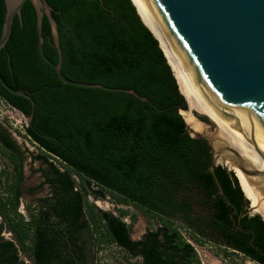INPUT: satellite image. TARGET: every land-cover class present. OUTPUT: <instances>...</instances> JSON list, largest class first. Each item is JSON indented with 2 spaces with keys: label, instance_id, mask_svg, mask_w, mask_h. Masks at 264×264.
Wrapping results in <instances>:
<instances>
[{
  "label": "trees",
  "instance_id": "16d2710c",
  "mask_svg": "<svg viewBox=\"0 0 264 264\" xmlns=\"http://www.w3.org/2000/svg\"><path fill=\"white\" fill-rule=\"evenodd\" d=\"M46 2L56 12L64 77L133 90L145 100L62 83L40 55L34 7L24 4L0 50V76L13 90L28 92L33 104L1 84L0 98L32 116L23 137L38 150L33 159L47 166L42 185L48 184L51 196L38 209L27 206V218L19 213L24 152L2 128L0 156L11 171L0 170V263L49 264L67 250L61 235L76 245L85 233L95 254L114 245L126 264H201L191 241L218 244L225 254L264 264V221L251 215L235 174L217 165L220 193L211 150L187 130L179 111L188 105L139 9L140 17L131 0ZM4 17L0 0V36ZM42 34L44 54L56 64L47 18ZM89 197L136 208L147 217L145 234L132 240L135 215L127 224V211L115 216Z\"/></svg>",
  "mask_w": 264,
  "mask_h": 264
},
{
  "label": "water",
  "instance_id": "95a60500",
  "mask_svg": "<svg viewBox=\"0 0 264 264\" xmlns=\"http://www.w3.org/2000/svg\"><path fill=\"white\" fill-rule=\"evenodd\" d=\"M3 1L5 17L0 36V50L5 47L9 39L14 18L21 19V9L27 1H30L36 13L40 55L54 69L62 83L76 87L127 93L141 101L145 100L133 90L75 82L64 77L61 72L62 52L59 31L53 16L56 12L46 0ZM99 1L102 3V0ZM139 1L173 47L208 104L239 136L251 145L264 150V0ZM132 4L134 5L133 2ZM134 7L136 8L135 5ZM137 14L139 15L138 11ZM45 18L50 24L54 46L58 51L56 64L52 63L43 51L42 27ZM140 19L146 26L141 17ZM146 27L158 41L154 33L148 26ZM159 48L161 49L160 45ZM0 84L10 94L32 102L28 92L13 90L1 76ZM186 111H179L184 122ZM190 114L204 127V132L192 134L185 122L187 130L192 137L206 141L209 146L212 153L210 169L219 189L220 185L215 177L214 168L221 165L228 172L232 171L225 164L226 161L239 170L252 185L257 186L258 183H253V179L264 178V171L252 167L236 149L221 140L220 133L210 118L195 110ZM31 120L32 116L28 118V126ZM216 139H218L219 146H215L217 145ZM220 193L223 194L221 189ZM245 199L248 200L246 197ZM249 211L254 212L255 208L249 205ZM254 214H258L264 221L260 213L255 212ZM131 239L135 240L132 237Z\"/></svg>",
  "mask_w": 264,
  "mask_h": 264
},
{
  "label": "bare ground",
  "instance_id": "6f19581e",
  "mask_svg": "<svg viewBox=\"0 0 264 264\" xmlns=\"http://www.w3.org/2000/svg\"><path fill=\"white\" fill-rule=\"evenodd\" d=\"M132 2L136 6L137 11L139 9L143 18L153 30L152 31L150 27L145 23L144 19L138 11L143 22L146 24V26H148V28L158 39L159 45L168 60V63L173 71V75L177 81L179 91L185 98L188 105V109L184 114L185 122L191 129V131L194 133L204 132V127L196 122L190 114L195 110L201 114L206 115L212 122H214L220 133L219 138L221 140L227 142L230 146L236 149L252 167H255L260 171H264V150L248 143L241 136H239L224 120H222V118L203 98L198 88L192 81L183 63L181 62L180 58L178 57L177 53L157 28V26L154 24L152 19L149 17L140 1L132 0ZM215 143L217 144L215 146L220 145L218 144V139H216ZM225 164L234 172V174L238 178L240 187L245 194V197L249 200L251 207L255 208L254 212L260 213L264 219V178H254L253 183H258V185H252L239 170L231 166L227 161L225 162Z\"/></svg>",
  "mask_w": 264,
  "mask_h": 264
},
{
  "label": "rangeland",
  "instance_id": "374dc122",
  "mask_svg": "<svg viewBox=\"0 0 264 264\" xmlns=\"http://www.w3.org/2000/svg\"><path fill=\"white\" fill-rule=\"evenodd\" d=\"M15 112H12V115L16 117ZM1 121V120H0ZM4 123V120L2 121ZM192 134H195L191 131ZM20 142L26 143L31 152L34 154L38 153L37 148L30 144L29 142H24L21 138L19 139ZM57 164V163H56ZM58 165V164H57ZM45 165L40 164L37 161L34 160H26L25 163V174L23 177V180L25 182L24 184V190L25 192H28V194H24L23 196V206L30 202L32 199H36L38 197H41L42 195H45V192H42L40 194H37L38 192H29L32 188H37L41 184V178L39 177L40 174L38 173V170L44 169ZM7 170L11 171V165L9 166L7 164V161L0 156V170ZM41 192V190L39 191ZM89 202L94 204L97 208L111 212L115 214L116 216H119V210H125L127 211V215L123 217V221L127 224L131 223L130 216L132 214L135 215L136 219L131 224V231L130 235L134 239L141 238L146 229L149 227V223L147 220V217L144 216L140 211H138L136 208L132 206H123V205H115L110 197H107L104 201H97L93 200L92 197H89ZM23 214L27 217L26 208L23 207ZM251 215H253L255 212H250ZM202 214H205V211H202ZM6 239H11V234L8 232L3 233ZM183 235L187 238V235L183 232ZM193 246L195 247V250L198 254V257L201 261V264H253L251 261H249L247 258L243 257L242 255L235 253L233 251H227V254L224 253V246H219L218 244H212L209 242H205L202 245L195 244L191 241ZM105 258L110 264H126L127 262L124 260V253L120 249L116 248L114 245L107 246L103 250H99L96 253V264H99V261H101L102 258ZM26 260L25 258H23ZM134 262V260H132Z\"/></svg>",
  "mask_w": 264,
  "mask_h": 264
},
{
  "label": "flooded vegetation",
  "instance_id": "af4514ba",
  "mask_svg": "<svg viewBox=\"0 0 264 264\" xmlns=\"http://www.w3.org/2000/svg\"><path fill=\"white\" fill-rule=\"evenodd\" d=\"M2 128L7 129V131L9 133H11L9 127L6 126L4 123L0 122V132H1ZM11 135H12L13 140L16 142V144L24 152V159H23L22 173H21L22 174V182L20 184V191H21L20 200H23L22 198H23L25 193L29 195L28 192L23 191L24 188H25L24 187L25 182L23 180V177H24V174H25V163H26V160L30 159V160L37 161L40 164H43V165H45V164L41 160L33 159L34 156L37 153L34 154L33 152H31V150L29 149V147L27 146L26 143H22V142L19 141V139L21 138L24 142L27 141L30 144H32L28 139H26L23 136H19V135L13 136L12 133H11ZM46 169H47V166L45 165L44 169L38 170V173L40 174L39 177L41 178L42 182L45 181V177H46V174L48 172V171H46ZM42 182L37 188H32L31 190H29V192L30 193L31 192L34 193V192L37 191L38 192L37 194L45 192V195H42L41 197H38L36 199H32L30 202H28L26 204V206H29L32 209H36V208L38 209V207L41 206V204H42L41 200L46 199V198H50L51 189L48 186V184H43L42 185ZM40 190H41V192H39ZM113 215H115V214H113ZM51 219H54V218H51ZM3 233H2L3 238L5 240H7ZM80 236H81V234H80ZM61 238H62L63 242H67L68 243L67 250L66 251L63 250V252L61 254L62 257H60L59 259L51 260V262L49 264H91L90 256H91V253H94L95 248L92 246V243H91V240H90L88 234L83 233V235L79 238V240H78L76 245H74L71 241H69L68 238L66 236H64V235L63 236L61 235ZM59 242L62 243V241H60V240H59ZM57 251H59V250L57 248H55L54 252H57ZM94 255H96V254L94 253ZM83 259L87 260V261L84 262Z\"/></svg>",
  "mask_w": 264,
  "mask_h": 264
},
{
  "label": "built area",
  "instance_id": "2783aa9c",
  "mask_svg": "<svg viewBox=\"0 0 264 264\" xmlns=\"http://www.w3.org/2000/svg\"><path fill=\"white\" fill-rule=\"evenodd\" d=\"M15 112L16 117L12 115ZM0 122L4 120V124L9 127L13 136H25V130L28 127V118L18 110L6 104L0 98ZM3 123V122H2ZM99 264H110L104 257L99 261Z\"/></svg>",
  "mask_w": 264,
  "mask_h": 264
},
{
  "label": "crops",
  "instance_id": "0c3cea01",
  "mask_svg": "<svg viewBox=\"0 0 264 264\" xmlns=\"http://www.w3.org/2000/svg\"><path fill=\"white\" fill-rule=\"evenodd\" d=\"M10 134H11V133H10ZM11 136H12V135H11ZM23 207L26 208L27 206H25V205L23 206V202H22V200H20V206H19L18 211H19V213H20L21 215H23L25 218H27V217H28V214H27V217L23 214V209H24ZM26 212H27V209H26ZM145 232H146V231H145ZM145 232H144V234H145ZM144 234H143V235H144ZM143 235H142V236H143ZM139 239H141V238H138V239H135V240H139Z\"/></svg>",
  "mask_w": 264,
  "mask_h": 264
}]
</instances>
